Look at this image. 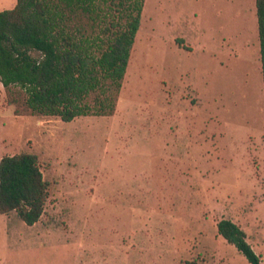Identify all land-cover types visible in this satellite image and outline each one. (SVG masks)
<instances>
[{
  "label": "rangeland",
  "instance_id": "rangeland-1",
  "mask_svg": "<svg viewBox=\"0 0 264 264\" xmlns=\"http://www.w3.org/2000/svg\"><path fill=\"white\" fill-rule=\"evenodd\" d=\"M54 1L94 35L113 16L111 0L71 8ZM16 3L0 0V11ZM26 98L21 87L6 89L0 81V161L37 155L49 198L34 225L17 211L0 212V264H51L60 254L57 236L68 229V210L79 226L89 219L93 231L86 212L96 206L78 188L94 185L150 187L144 194L153 212L149 231L164 236L179 264H250L219 233L223 218L246 231L264 263V77L256 0H145L112 116L66 122L34 113ZM45 233L50 245L44 248L37 238Z\"/></svg>",
  "mask_w": 264,
  "mask_h": 264
},
{
  "label": "trees",
  "instance_id": "trees-1",
  "mask_svg": "<svg viewBox=\"0 0 264 264\" xmlns=\"http://www.w3.org/2000/svg\"><path fill=\"white\" fill-rule=\"evenodd\" d=\"M63 1L71 8L84 0ZM82 5L90 10L93 2ZM110 5L113 16L96 35L72 22L54 0H17L13 8L0 11L1 83L6 89L21 87L27 105L40 116L70 122L85 115H114L145 0H111ZM256 5L264 77V0H256ZM48 198V182L37 155L21 153L1 159V213L17 211L28 225H34ZM218 231L250 264H264L246 231L233 220H220Z\"/></svg>",
  "mask_w": 264,
  "mask_h": 264
},
{
  "label": "crops",
  "instance_id": "crops-1",
  "mask_svg": "<svg viewBox=\"0 0 264 264\" xmlns=\"http://www.w3.org/2000/svg\"><path fill=\"white\" fill-rule=\"evenodd\" d=\"M78 189H84L96 206L86 212L95 228L88 231L89 219L86 226H79L68 210L64 216L68 229L57 236L60 254L51 264H179L178 252L163 242L164 236L149 231L153 212L144 194L150 187L94 185ZM48 234L37 238L44 248L50 245Z\"/></svg>",
  "mask_w": 264,
  "mask_h": 264
}]
</instances>
